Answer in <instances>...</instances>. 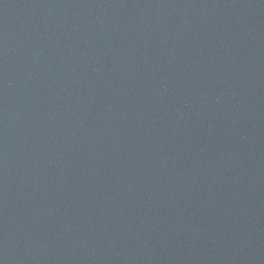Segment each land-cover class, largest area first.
Listing matches in <instances>:
<instances>
[{"label":"water","instance_id":"water-1","mask_svg":"<svg viewBox=\"0 0 264 264\" xmlns=\"http://www.w3.org/2000/svg\"><path fill=\"white\" fill-rule=\"evenodd\" d=\"M0 264H264V0H0Z\"/></svg>","mask_w":264,"mask_h":264}]
</instances>
